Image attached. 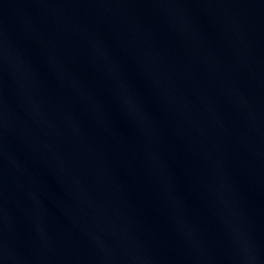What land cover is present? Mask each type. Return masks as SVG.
Listing matches in <instances>:
<instances>
[{
  "label": "water",
  "instance_id": "1",
  "mask_svg": "<svg viewBox=\"0 0 264 264\" xmlns=\"http://www.w3.org/2000/svg\"><path fill=\"white\" fill-rule=\"evenodd\" d=\"M0 264H264V0H0Z\"/></svg>",
  "mask_w": 264,
  "mask_h": 264
}]
</instances>
